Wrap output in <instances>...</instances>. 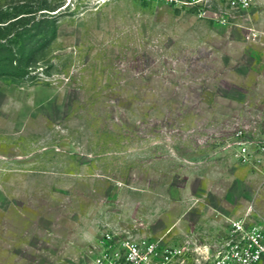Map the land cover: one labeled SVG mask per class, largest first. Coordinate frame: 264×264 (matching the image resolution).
I'll list each match as a JSON object with an SVG mask.
<instances>
[{
  "label": "rangeland",
  "instance_id": "1",
  "mask_svg": "<svg viewBox=\"0 0 264 264\" xmlns=\"http://www.w3.org/2000/svg\"><path fill=\"white\" fill-rule=\"evenodd\" d=\"M13 8L37 61L0 76V264H95L107 232L170 243L264 218V0Z\"/></svg>",
  "mask_w": 264,
  "mask_h": 264
},
{
  "label": "built area",
  "instance_id": "2",
  "mask_svg": "<svg viewBox=\"0 0 264 264\" xmlns=\"http://www.w3.org/2000/svg\"><path fill=\"white\" fill-rule=\"evenodd\" d=\"M230 3L243 7L249 0ZM240 151L246 160L251 155L245 144H241ZM251 216V211L241 216L223 214L215 226L216 232L197 230L194 226L189 232H182L178 241L170 243L164 238L173 228L155 239L131 230L107 232L95 264H262L264 218H258V222Z\"/></svg>",
  "mask_w": 264,
  "mask_h": 264
},
{
  "label": "trees",
  "instance_id": "3",
  "mask_svg": "<svg viewBox=\"0 0 264 264\" xmlns=\"http://www.w3.org/2000/svg\"><path fill=\"white\" fill-rule=\"evenodd\" d=\"M13 9V12H0V76L20 78L28 74L30 68L35 67L37 49L28 47L25 40L30 29L26 27L28 16L23 14L29 12ZM48 19L44 16L41 20L48 22ZM35 29V35H42L46 31L39 27ZM10 30L15 32L14 36H9Z\"/></svg>",
  "mask_w": 264,
  "mask_h": 264
},
{
  "label": "crops",
  "instance_id": "4",
  "mask_svg": "<svg viewBox=\"0 0 264 264\" xmlns=\"http://www.w3.org/2000/svg\"><path fill=\"white\" fill-rule=\"evenodd\" d=\"M210 215V214H209ZM214 230L216 229V227L213 228Z\"/></svg>",
  "mask_w": 264,
  "mask_h": 264
}]
</instances>
